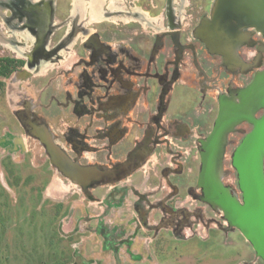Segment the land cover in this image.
Segmentation results:
<instances>
[{
	"label": "rangeland",
	"instance_id": "obj_1",
	"mask_svg": "<svg viewBox=\"0 0 264 264\" xmlns=\"http://www.w3.org/2000/svg\"><path fill=\"white\" fill-rule=\"evenodd\" d=\"M152 1L140 0L138 6L146 15H160L163 0ZM212 2L190 0L187 12L195 19L184 27L187 33L207 15ZM69 4L70 0H57L56 20L68 15ZM127 26L128 30L119 22L103 21L91 28L110 32L105 41L112 45L116 62L123 61L120 51L127 50L132 56L139 51L152 53L150 60L145 56L141 67L164 75L165 64L169 69L167 79L173 77L164 95L168 139L153 137L149 144L152 149L140 159L132 156V149L124 159L119 146L104 150L101 133L91 139L104 126L102 116L75 115L71 105L63 104V95L76 89L81 70L71 72L62 66L41 76H17L24 71L23 61L10 47L0 45V264H264L224 211L211 201L203 203V191L197 184L198 138L210 132L219 111V98H229L225 92L211 88L226 76L222 69L216 76L214 67L220 60L212 64L204 55L193 54L202 74L199 79L206 76L212 83L203 93L199 85L195 86L198 80L193 84L182 79L181 72L194 51H185L179 59L176 51L179 44L187 43L185 39L176 47L168 37L156 44L159 35L140 34L138 29L134 36L132 31L137 29ZM247 28L252 27L240 28L242 38ZM7 31L6 27L2 29L3 36L10 38ZM62 33L56 32L51 40L57 41ZM15 36L19 41L22 38ZM223 47L227 52L231 49L230 43ZM78 50V56L83 57ZM254 53L253 49L239 51L247 62ZM230 61L228 56L226 64ZM174 63L179 64L178 71L172 73ZM233 68L236 66L228 69ZM249 68L255 74L264 71V55L260 66ZM239 80L244 84L250 77L239 75ZM146 83L145 87L153 91L151 95L160 90L156 81L147 79ZM228 101L236 104L239 97ZM25 107L30 108L28 114L37 129L41 128L39 133L52 134L56 140L49 139L53 147L50 151L40 141L42 137L20 121L18 115ZM116 108L121 110L120 105ZM263 112L264 108L258 107L251 110V115L256 119ZM250 125L245 120L230 123L209 155L211 172L215 171L211 184L220 186L228 197L234 193L231 199L237 204L242 194L238 201L236 196L241 192L231 158ZM136 135L131 145L146 137L142 131ZM66 163L72 166L70 174L65 171ZM72 168L85 176L86 182L73 179ZM103 170L109 173L101 175Z\"/></svg>",
	"mask_w": 264,
	"mask_h": 264
},
{
	"label": "flooded vegetation",
	"instance_id": "obj_2",
	"mask_svg": "<svg viewBox=\"0 0 264 264\" xmlns=\"http://www.w3.org/2000/svg\"><path fill=\"white\" fill-rule=\"evenodd\" d=\"M212 1L207 15L202 16L191 32L187 33L184 27L189 26V21L191 22V20L195 19L187 12L190 0H163L162 13L153 17L146 15L145 11L138 6L140 0H120V2L112 0H70L69 13L60 20H56L54 17L57 11V0H0V45L6 48L10 47L9 49L17 55V58L19 57V60L23 61L21 69L24 71L18 72L17 76H41L54 71V69H60L62 66L67 67L71 72L77 69L81 70L76 89L71 94L66 92L63 95V104L66 107L71 105L72 113L75 115L87 113L91 116L95 114L96 116L98 114L102 116L104 126L100 128L101 132L95 131L93 136L91 135V139L97 138V135H99L97 133H101L104 150L110 151L111 146H119L118 149L122 158L127 155L128 150L132 149L134 151L132 156L140 159L146 151L152 149V147L149 148V144L152 142L153 137L156 139L164 136L165 138H162V140L168 139L166 138L168 127L165 121L169 120V118L164 116L166 110L164 95L167 93V87L173 77L171 75V78L167 79L166 72L169 69L165 64H163L164 75H160L157 70H150L149 67L147 69L141 67L145 56L150 60L153 57L152 53L139 51L136 56H132L130 52L127 53V50L124 53L120 51L123 54V61L119 60L116 62L117 59L115 57L117 55L112 52V45L105 41L110 32L106 33L104 30L99 31L91 27L103 21L114 22L115 24L119 22L128 30L127 25L131 24L132 28L134 26L137 29L136 32L132 31L134 36L138 35V29L141 30L140 34L152 32V35H159L155 37L156 44H158L159 39L168 37L175 47L181 39H185L187 43L179 44L180 46L178 45V50L176 51V54L179 53V59L183 58L181 56L185 51H194L191 53L192 55L188 64L184 67L185 69H181L182 79L193 84L195 79L198 80L195 86L199 85L203 93L206 92L205 88L208 87V84L212 83H209V78L206 76H203V79H199V75L202 74L199 73L200 69L193 54L200 53V55H204L212 64L219 59L220 63L215 67L213 66L217 73L216 76H219L220 69L223 70L226 76L218 79L211 85V88L220 91L221 94L225 92L229 98L226 100L219 98V111L210 132L204 133L203 136L198 138L200 150L198 151L197 184L201 186L203 191V203L210 204L209 201L211 199L208 195V189H214L220 198L223 190L218 185H216L218 191L215 190L216 186L210 184L211 182L208 179L205 181L206 178L204 181L199 182L203 159L213 151L207 140L213 131L220 108L222 109L221 105L229 109L234 104V101L228 100L239 97V88L242 89L249 86L256 72L251 71L249 67L260 66L264 55V35L255 28H247V30L242 32L244 37L241 39L243 40L237 43L235 53L240 64L228 65L222 56L211 53L208 50L206 45L195 36V33L203 20L211 19V11L217 0ZM135 3H137L136 6ZM150 3H153V1L150 0ZM4 27L8 29L7 35H10V38L3 36L2 29ZM60 30H63L62 35L57 41H52V37ZM13 33L22 37L21 40H17ZM139 42L142 43L141 39H139ZM119 44L122 45L121 43ZM76 46L81 47L77 48ZM140 47L142 48V46ZM242 48L247 51L253 49L255 52L248 62L240 57L239 51ZM77 49H79L78 52H81V56L84 54L86 57H79L76 53ZM114 62L118 64L114 66ZM177 64L175 65L174 63L176 68L172 73L178 71L179 64ZM230 66H236V69L233 68L234 71H232L233 69H228ZM235 72L237 74H234ZM239 75L246 78L250 77V80L242 84L239 80ZM96 76L98 79H96ZM147 79L156 81V87H160V90L155 95H151L153 91L145 87ZM118 105H120L121 110L116 108ZM26 109H23L24 112L19 113L20 121L30 127L31 130L34 129L32 133L38 135V137L40 135L42 137V139L39 138L41 139L40 141L50 151L53 147L49 139L52 137L54 140L53 135H41L39 133V131H42L41 128L37 129V125L31 121V116L28 114L30 108ZM99 110L101 111L99 112ZM110 110L115 112L114 116H111ZM117 111L118 113H116ZM117 116L119 120L114 121L113 119H116ZM261 117L256 118V120ZM119 121L120 125H117ZM250 126L251 129L247 134L253 130V124ZM141 131L146 137L142 138V140L139 139L135 146L131 145L133 143L132 139L135 138L134 136L137 138L138 135L136 134ZM115 139L119 140L115 141ZM129 145H131L130 148H128ZM85 162L86 157H84L82 165ZM66 165L69 167L66 166L65 171H68L72 166L68 163ZM122 167L125 168L124 163ZM73 168L72 174L74 176L72 178H76L82 183L86 182L85 176H79L77 170L74 171ZM68 173L70 174L71 171H68ZM107 173L109 171L106 170L100 172L101 175H107ZM89 177L91 176L88 175L87 178ZM229 194L230 198L235 195L234 193ZM238 195L236 197L240 201L241 193ZM211 203L214 202L211 201Z\"/></svg>",
	"mask_w": 264,
	"mask_h": 264
},
{
	"label": "water",
	"instance_id": "obj_3",
	"mask_svg": "<svg viewBox=\"0 0 264 264\" xmlns=\"http://www.w3.org/2000/svg\"><path fill=\"white\" fill-rule=\"evenodd\" d=\"M242 27L255 28L264 35V0H217L212 10L211 19L201 22L196 29L195 36L206 45L211 53L222 56L225 62L229 56L232 60L229 65H236L240 64L236 57L235 48L242 38L239 32ZM225 43L231 45L228 52L223 47ZM221 106L222 109H220L213 131L207 140L211 147L215 146L217 142L219 143L221 132L235 120L250 122L253 124V130L243 138L231 158V165L238 179V188L242 194L241 203H234L225 192L220 198L217 192L211 188L208 189V195L211 201L224 211L228 221L241 231L252 245L256 255L264 262V173L262 159L264 112L259 120L251 115V110L258 107L264 108V71L256 73L249 86L240 91L238 103L232 104L229 109ZM210 162L209 156L203 159L199 182L204 181L205 178V181L207 179L209 181L211 177L215 176V171L211 172ZM205 183L208 184L209 182Z\"/></svg>",
	"mask_w": 264,
	"mask_h": 264
},
{
	"label": "bare ground",
	"instance_id": "obj_4",
	"mask_svg": "<svg viewBox=\"0 0 264 264\" xmlns=\"http://www.w3.org/2000/svg\"><path fill=\"white\" fill-rule=\"evenodd\" d=\"M224 31V30H223ZM225 34V33H224ZM40 129V128H39ZM55 152V151H54ZM63 166H64V164H63ZM67 166V165H66ZM76 166V165H75ZM69 167V166H68ZM77 177V176H76Z\"/></svg>",
	"mask_w": 264,
	"mask_h": 264
}]
</instances>
